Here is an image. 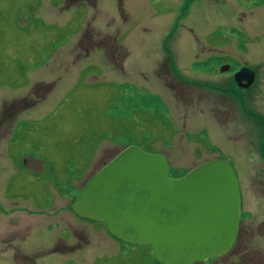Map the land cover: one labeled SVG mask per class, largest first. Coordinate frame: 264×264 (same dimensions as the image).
Listing matches in <instances>:
<instances>
[{"label":"rangeland","instance_id":"rangeland-1","mask_svg":"<svg viewBox=\"0 0 264 264\" xmlns=\"http://www.w3.org/2000/svg\"><path fill=\"white\" fill-rule=\"evenodd\" d=\"M86 1L0 0V122L20 106L0 131V264H160L150 246L126 244L70 207L127 147L164 155L171 178L229 161L243 200L236 242L194 264H264V235L246 227L264 203V160L258 149L226 143L264 123V0ZM212 45L233 71L258 69L244 103L231 75L216 80L223 57ZM178 75L226 84L229 94L205 96ZM225 109L228 124L217 120Z\"/></svg>","mask_w":264,"mask_h":264},{"label":"water","instance_id":"water-1","mask_svg":"<svg viewBox=\"0 0 264 264\" xmlns=\"http://www.w3.org/2000/svg\"><path fill=\"white\" fill-rule=\"evenodd\" d=\"M254 76L244 67L235 80L251 85ZM70 207L126 244L150 246L160 264H194L231 250L241 197L227 160H209L171 178L164 155L127 147L80 188Z\"/></svg>","mask_w":264,"mask_h":264},{"label":"flooded vegetation","instance_id":"flooded-vegetation-1","mask_svg":"<svg viewBox=\"0 0 264 264\" xmlns=\"http://www.w3.org/2000/svg\"><path fill=\"white\" fill-rule=\"evenodd\" d=\"M185 12V11H184ZM185 14V13H184ZM184 14H182V15H184ZM213 46V45H212ZM213 47H215L214 49L217 51V52H219L218 54H216V55H214L215 57H218V56H221V57H223V59H221V61H219V60H217L216 61V65H217V71L215 72V77H216V80L217 79H225V80H228L229 81V79H230V75H231V77H232V79H233V82L235 83V86H236V88H237V90H239V94H242V93H246V94H242L241 95V99H242V102L244 103L245 102V100L249 97V95L250 94H248L249 93V91L252 89V88H254V86H255V84L259 81V79H260V77H259V73H258V69H252V67H250L249 66V68L251 69V71L254 73V80H253V82H252V84L251 85H248V81L247 80H245V79H243L242 81H240V82H237L236 80H235V73H237L239 70H241L242 68H244V67H247L248 68V66L247 65H243V66H241V68L240 69H238V70H236V71H233L232 70V68H233V66L230 64V61H228L226 58H227V55L226 54H224L223 55V50L222 49H217L218 47H220V46H213ZM207 49H213V48H207ZM193 52V51H192ZM192 52H191V54H192ZM182 52H181V56H182ZM198 58V57H197ZM210 57H208V58H206V59H209ZM214 57H212V58H210L211 60H208V62H210V61H212V59H213ZM188 61H190V60H187L186 62H188ZM186 62H184V61H182L181 63H186ZM203 62V61H202ZM181 63H177V65H180ZM207 62H203L202 64H206ZM163 66V65H162ZM198 66H201V65H198ZM177 67H179V66H177ZM258 73V74H257ZM214 75H212V76H210V77H213ZM178 79L180 80L179 81V83H187V81L186 80H183V79H187V80H189L190 81V83H191V81L192 80H194L195 81V83H192V86H199V89H201V90H205L206 89V95L205 96H208V94H210V93H212L213 92V90L214 91H218V92H221V93H223V96L224 97H226V96H228V94H229V91H228V88H226V84H222V87H221V89H217L216 88V86L215 85H213V83H211V84H204V83H199V80H195V79H193V78H190V77H188V76H186V75H183V76H179L178 75ZM156 82V81H155ZM227 84L229 85V82H227ZM180 90H182L181 92H180ZM184 90H183V88L181 87V86H179L178 87V90L176 91V93H175V95L176 96H179L176 100L178 101V103H180V104H182V100L181 99H183V98H185V95H184ZM235 94H237V92H235ZM198 98H202V97H198ZM186 99V98H185ZM208 99H214L215 101H221V102H223V104H225L226 106H228V102H227V100H225V102H224V100L221 98V97H218V96H215V97H213V96H211L210 98H208ZM19 108H20V106L18 105V104H12L11 105V107L9 108V109H13V113H11V114H6V112H4V114H3V120L0 122V131H1V135L3 134L2 133V129H3V125H4V122L6 121V120H10V119H15L16 117H17V115L19 114V112H20V110H19ZM8 109V110H9ZM213 109L211 108V107H209L208 109H207V111H209L210 113H211V111H212ZM225 111H226V114H225V117L224 118H221V119H217L218 121H224L226 124H228L230 121H231V117L229 116V113H228V110L227 109H225ZM8 112V111H7ZM222 114H223V112H222ZM258 120H260V119H258ZM263 121H264V119H262ZM264 123H260V124H256L254 127H252V130L250 129L248 132H244L243 131V133L241 134V135H238L235 139H234V141L232 142L231 141V139L230 138H227L226 139V143L228 144L229 143V141L231 142V144H232V148L233 149H239V151H240V153H243L244 152V149H245V147H247L248 148V146H249V148L251 149V150H253L254 152H257V149H258V155L260 154V155H262L261 156V159L262 160H264V126L262 127V125H263ZM256 126L258 127V130H257V128H256ZM244 127H246V125L244 126ZM13 132L15 131V129L13 128V130H12ZM251 132H253V135H251ZM252 136L254 137V138H252ZM1 137V136H0ZM250 138H252L251 139V141H252V143H248L249 142V139ZM259 138L261 139V140H263L262 141V145H260L259 146ZM245 142V143H244ZM229 145V144H228ZM25 162V161H24ZM255 175L256 176H262V172H257V173H255ZM239 186H240V192H241V184H240V182H239ZM253 194H254V191H253ZM256 194V193H255ZM257 195V194H256ZM255 196V195H254ZM255 197H257V199H262V198H260V196L259 195H257V196H255ZM51 200H53V199H51ZM54 201V200H53ZM243 202V200H242V195H241V203ZM257 205H258V207L255 209V211H254V220H248V223H250V224H252V226L251 225H248V226H246L247 228H252V229H250V232H252V235L254 236V237H256V236H258V235H264V203L262 204V203H260V202H258L257 203ZM241 207H242V204H241ZM241 212V211H240ZM76 215V214H75ZM76 216H78V215H76ZM79 217V216H78ZM81 218V217H80ZM82 219H84V218H82ZM84 220H87V219H84ZM88 221H90V222H92V223H94V221H91V220H88ZM95 223H97V224H100V225H103V224H101V223H98V222H95ZM97 224H94V226H96V227H93V229L96 231V230H99L98 228L99 227H97L98 225ZM68 224H66V226H67ZM104 226V225H103ZM104 228L106 229V227L104 226ZM107 230V229H106ZM246 231V233H247V229L245 230ZM75 234V233H74ZM238 235V234H237ZM15 237L17 236V235H14ZM73 236H75V235H73ZM253 237V238H254ZM260 238H263L264 236H259ZM239 238H240V236H239ZM237 239V238H236ZM246 241H249V238L246 240ZM236 242V241H235ZM88 244V241H86L85 242V245H87Z\"/></svg>","mask_w":264,"mask_h":264},{"label":"trees","instance_id":"trees-1","mask_svg":"<svg viewBox=\"0 0 264 264\" xmlns=\"http://www.w3.org/2000/svg\"><path fill=\"white\" fill-rule=\"evenodd\" d=\"M85 1L86 0H65V4H66V6H68V7H73V6H75V5H77V6H80V5H86L85 4ZM94 2H97V0H93ZM87 2V1H86ZM88 4V3H87ZM88 6H90V4H88ZM91 7V6H90ZM88 35V34H87ZM99 45V49H100V44H98ZM98 45L96 46V47H94L95 49H97L98 48ZM104 47V46H103ZM105 50V49H104Z\"/></svg>","mask_w":264,"mask_h":264},{"label":"bare ground","instance_id":"bare-ground-1","mask_svg":"<svg viewBox=\"0 0 264 264\" xmlns=\"http://www.w3.org/2000/svg\"><path fill=\"white\" fill-rule=\"evenodd\" d=\"M249 68V67H248ZM250 69V68H249ZM239 183V182H238ZM239 189H240V186H239ZM240 194H241V192H240ZM236 241V240H235ZM235 243V242H234Z\"/></svg>","mask_w":264,"mask_h":264}]
</instances>
